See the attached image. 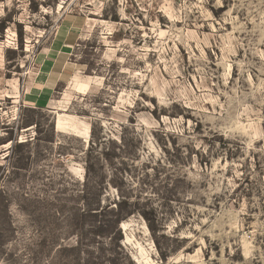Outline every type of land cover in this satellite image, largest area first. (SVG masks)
Instances as JSON below:
<instances>
[{"label":"rangeland","instance_id":"374dc122","mask_svg":"<svg viewBox=\"0 0 264 264\" xmlns=\"http://www.w3.org/2000/svg\"><path fill=\"white\" fill-rule=\"evenodd\" d=\"M0 264H264V0H0Z\"/></svg>","mask_w":264,"mask_h":264},{"label":"crops","instance_id":"0c3cea01","mask_svg":"<svg viewBox=\"0 0 264 264\" xmlns=\"http://www.w3.org/2000/svg\"><path fill=\"white\" fill-rule=\"evenodd\" d=\"M68 24L62 22L53 39L37 56V68L24 88L21 101L38 106H49L52 93L60 85H65L74 73V62L71 58V43Z\"/></svg>","mask_w":264,"mask_h":264},{"label":"bare ground","instance_id":"6f19581e","mask_svg":"<svg viewBox=\"0 0 264 264\" xmlns=\"http://www.w3.org/2000/svg\"><path fill=\"white\" fill-rule=\"evenodd\" d=\"M124 225H125V224H124V223H122V224H121V228H123V227H124Z\"/></svg>","mask_w":264,"mask_h":264}]
</instances>
